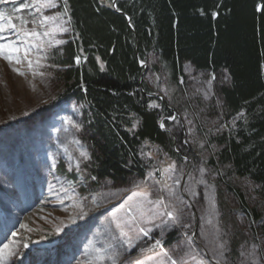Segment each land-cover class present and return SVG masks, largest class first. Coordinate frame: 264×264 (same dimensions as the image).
<instances>
[{
    "label": "trees",
    "instance_id": "1",
    "mask_svg": "<svg viewBox=\"0 0 264 264\" xmlns=\"http://www.w3.org/2000/svg\"><path fill=\"white\" fill-rule=\"evenodd\" d=\"M65 8L73 35L50 52L43 107L82 104L93 191L143 177L148 163L160 175L165 160L183 167L188 158L199 164L188 183L214 198L230 264H264V0H67ZM161 83L165 99L154 95ZM179 113L194 126L190 145L172 133Z\"/></svg>",
    "mask_w": 264,
    "mask_h": 264
},
{
    "label": "rangeland",
    "instance_id": "2",
    "mask_svg": "<svg viewBox=\"0 0 264 264\" xmlns=\"http://www.w3.org/2000/svg\"><path fill=\"white\" fill-rule=\"evenodd\" d=\"M54 3L55 7L39 11L37 0L0 3V13L11 17L18 28L27 31L35 29L40 33L39 40L31 36L27 38L29 42L35 41L36 45H40L28 55V59L33 61L32 68L23 59V51L20 53L21 63L14 64L24 75L14 71L13 65L0 58V248L10 242L13 246V254L0 258V264H18L27 251H30L29 259L26 255L22 264H28V261L29 264H111L109 254L116 258L117 264H171L168 256L177 260L178 264L181 261L185 264H200L201 261L215 264L208 254L211 250L208 243L225 242L220 234L218 241L215 236L216 230L221 233L222 229L216 224L212 209L215 207L214 198L211 199L205 191L196 192L188 183L190 170L199 167L197 162L190 167L186 158L184 166L180 167L165 160L160 175L156 172V165L148 163L143 177L135 176L126 185L102 181L95 192L91 182L86 180L91 150L82 119V104L68 100L57 109L46 110L43 107L47 101L43 96H46L51 77L50 52L73 35L63 1L54 0ZM45 16L54 19L41 23ZM45 32L49 34L45 36ZM0 36L17 40V36L8 31L0 33ZM4 42L0 40V43ZM20 46L24 47L23 44ZM37 55L40 57L39 64L35 63ZM33 72L37 74L33 75ZM200 75L194 77L199 88L205 84L204 74ZM151 80L155 82L156 79ZM161 91L165 98L163 83ZM191 129L194 130V126H189L186 116L179 113L172 129L177 141L190 145ZM81 152L86 156H81ZM61 162L66 166L63 173L58 171ZM173 166L174 171L171 170ZM164 185L174 188L186 204L169 197L166 189L160 191ZM134 192L147 193L148 200L153 202L163 198L169 210L172 205L182 209L178 213L180 223L171 227H155L161 223V218L148 222L153 217L149 209H153L154 204L143 201L139 196L129 201L128 197ZM102 194H109L111 198L104 200ZM115 196L120 199L118 204L113 202ZM138 204L143 207L144 216L134 213L135 222L131 227H125L128 235L122 237L112 213L116 212V219L123 224L128 219L127 207L135 209ZM210 205L212 208H209ZM81 210L85 215L81 216ZM159 210L163 211V205ZM162 219L168 218L165 216ZM241 222L245 224L244 219ZM139 228L151 231L148 236H143ZM68 232L69 236H65L64 233ZM170 232H176L174 244L170 243ZM59 235L64 237L57 239ZM53 236L57 237L53 241L44 240ZM128 238L131 244L125 243ZM157 240L162 246L156 245ZM55 244L59 246L50 261L52 251L48 249ZM109 244L114 248H108ZM104 248L108 249L106 254H102L104 259L96 260L94 249ZM165 252L168 256L164 255ZM226 260L230 264V258Z\"/></svg>",
    "mask_w": 264,
    "mask_h": 264
},
{
    "label": "snow or ice",
    "instance_id": "3",
    "mask_svg": "<svg viewBox=\"0 0 264 264\" xmlns=\"http://www.w3.org/2000/svg\"><path fill=\"white\" fill-rule=\"evenodd\" d=\"M8 0H0V3H6ZM37 3L39 4V7L37 8V11H39L41 8H51L55 7L54 0H37ZM27 6V5H25ZM67 6V0H65V7ZM53 17L45 16L43 17V20L41 23L49 20H53ZM34 22V21H33ZM64 30V29H61ZM11 32L14 33L17 36V40H9L6 36H0V40H4L6 42L0 43V58H3L4 60L8 61L10 65H13V70L17 71L20 75H24L23 72H20L18 68H15L14 64H20L21 63V56L20 53L23 51V59L27 60L28 62V67L32 68L33 61L28 59L29 53L33 50V48L40 47V45H36L35 41L29 42L27 40L28 37H35L36 40L40 39V33L36 32L35 29L31 31L24 30L22 28H18L15 23L12 22L11 17L6 16L2 13H0V33L3 32ZM49 33L45 32L44 35L47 36ZM19 41V43H18ZM31 43V46L29 44ZM21 44L24 45L23 48H21ZM80 58L77 57V63H79ZM36 64L40 63V57L37 55V59L35 60ZM36 72H33V75H36ZM42 75V73H41ZM71 122V121H70ZM78 128L79 125H76ZM163 127V124L161 125ZM81 156H86V153L81 152ZM172 171L175 170L174 166L171 169ZM95 179V177H93ZM203 182V181H201ZM159 183V182H157ZM178 184L179 181H176ZM167 190V195L169 197H175V199L180 203V204H186L183 199L177 195L176 190L172 188L171 186L164 185L160 191ZM189 190L190 189H186ZM141 197L143 201H146L147 203L154 204L153 209H149V211L153 212V217L149 218L148 222H151L152 219L156 218H161V223L156 224L155 227L157 228H162L164 225H167L168 227H171L172 224H178L180 223V216L179 212L182 211V209H178L175 205L171 206V210H169V205L164 204L163 198L153 202L151 200H148V194L147 193H136L134 192L131 196L128 197L129 201H132L135 197ZM127 203V202H126ZM163 205V211H160V206ZM189 206L190 205H186ZM123 207V206H122ZM134 213H139L141 217L144 216V209L141 205H136L135 209L132 206L127 207V214H128V219L122 224L120 220L116 219V212L112 213L113 219L116 221V227L120 229V234L122 237H127V232H125V227H131V225L135 222V214ZM85 215L83 211L81 210V216ZM167 217L168 219H162L163 217ZM169 221L171 223H169ZM211 223V221H208ZM149 230H145L144 228H139V232L143 233V236H148L149 235ZM215 236L217 241L219 240V230L217 229L215 232ZM125 243L131 244V239L128 238L125 240ZM157 246H162L161 242L159 240L156 241ZM108 248H114V245L109 244ZM94 251L97 253L95 256L96 260H103L104 255L108 252L107 248L104 249H94ZM229 249L226 247L225 243L222 242H217L216 246L212 249V259L215 260L216 264H227V260L225 257V253L228 252ZM13 254V246L10 244H5L3 248H0V258H2L4 255H12ZM165 256H168V253H164ZM241 255H244L241 253ZM109 259H111V264H117L116 258L112 255L109 254L108 256ZM168 259L171 261V264H178L177 260L172 259L170 256H168ZM180 264H185V262L181 261ZM200 264H204L203 261L200 262ZM258 264V262H257Z\"/></svg>",
    "mask_w": 264,
    "mask_h": 264
},
{
    "label": "water",
    "instance_id": "4",
    "mask_svg": "<svg viewBox=\"0 0 264 264\" xmlns=\"http://www.w3.org/2000/svg\"><path fill=\"white\" fill-rule=\"evenodd\" d=\"M155 96H161L162 98H163V96L161 95V94H158V93H156V94H154ZM165 101V100H164ZM166 102V101H165Z\"/></svg>",
    "mask_w": 264,
    "mask_h": 264
},
{
    "label": "bare ground",
    "instance_id": "5",
    "mask_svg": "<svg viewBox=\"0 0 264 264\" xmlns=\"http://www.w3.org/2000/svg\"><path fill=\"white\" fill-rule=\"evenodd\" d=\"M189 169V168H188Z\"/></svg>",
    "mask_w": 264,
    "mask_h": 264
}]
</instances>
